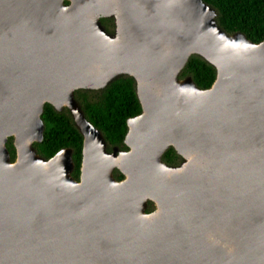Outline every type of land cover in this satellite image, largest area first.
Instances as JSON below:
<instances>
[{
	"label": "water",
	"instance_id": "1",
	"mask_svg": "<svg viewBox=\"0 0 264 264\" xmlns=\"http://www.w3.org/2000/svg\"><path fill=\"white\" fill-rule=\"evenodd\" d=\"M216 17L203 0H0V264H264V39ZM192 56L207 89L179 78ZM121 77L141 112L109 152L74 92ZM45 104L82 137L78 181L71 149L34 148Z\"/></svg>",
	"mask_w": 264,
	"mask_h": 264
},
{
	"label": "trees",
	"instance_id": "2",
	"mask_svg": "<svg viewBox=\"0 0 264 264\" xmlns=\"http://www.w3.org/2000/svg\"><path fill=\"white\" fill-rule=\"evenodd\" d=\"M211 6L217 14L218 26L228 35L239 32L253 42L259 43L264 39V0H203ZM113 21V20H111ZM104 20L106 29L114 33L113 22ZM190 76L199 89L209 88L215 79V70L197 56H192L179 78ZM74 97L81 106L87 119L103 135L107 150L113 147L119 151L127 150L123 139L127 131L126 121L140 114L141 108L136 98L134 81L130 77H121L103 90H77ZM41 119L44 124L43 140L35 143L36 152L45 159H50L60 149L72 150L74 171L72 177L78 179L82 137L74 127L67 109L56 112L50 105L45 104ZM7 148L10 160L14 161L15 151L11 138ZM162 162L167 166L176 167L181 164V158L172 148L162 156ZM113 176L121 180L122 175L115 170ZM153 209L148 203L147 213Z\"/></svg>",
	"mask_w": 264,
	"mask_h": 264
},
{
	"label": "flooded vegetation",
	"instance_id": "3",
	"mask_svg": "<svg viewBox=\"0 0 264 264\" xmlns=\"http://www.w3.org/2000/svg\"><path fill=\"white\" fill-rule=\"evenodd\" d=\"M104 20H107V21H111V20H113V19H108V18H102V19H100V23L102 24V26L104 27V29H105V31L107 32V33H109L108 31H107V29H106V25L103 23L104 22ZM111 22H113L112 24H113V26H115L114 25V21H111ZM114 33H115V29H114ZM113 33V34H114ZM110 34V33H109ZM112 34V35H113ZM80 173V172H79ZM114 173V172H113ZM78 179H79V176H78ZM78 179H75L76 181H78ZM152 206H153V204H152ZM147 208H148V204H147ZM153 209H154V207H153ZM153 209L151 210V211H153Z\"/></svg>",
	"mask_w": 264,
	"mask_h": 264
}]
</instances>
